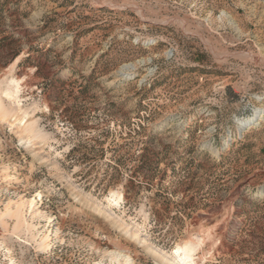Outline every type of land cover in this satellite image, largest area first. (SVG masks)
Here are the masks:
<instances>
[{
	"label": "rangeland",
	"instance_id": "374dc122",
	"mask_svg": "<svg viewBox=\"0 0 264 264\" xmlns=\"http://www.w3.org/2000/svg\"><path fill=\"white\" fill-rule=\"evenodd\" d=\"M187 245L264 264V0H0V264Z\"/></svg>",
	"mask_w": 264,
	"mask_h": 264
},
{
	"label": "bare ground",
	"instance_id": "6f19581e",
	"mask_svg": "<svg viewBox=\"0 0 264 264\" xmlns=\"http://www.w3.org/2000/svg\"><path fill=\"white\" fill-rule=\"evenodd\" d=\"M120 200L121 199L119 200L114 199L111 202L116 205ZM116 225L119 226L120 229H126V226H124L123 224L116 223ZM135 237H137V235ZM142 243L143 245H147L146 241L144 240L142 241ZM42 244L44 245V247H46L45 242H43ZM161 260H162V264H198V261L194 258L192 251L188 249V245L185 248L180 247L174 250L171 256H168V258H162Z\"/></svg>",
	"mask_w": 264,
	"mask_h": 264
},
{
	"label": "trees",
	"instance_id": "16d2710c",
	"mask_svg": "<svg viewBox=\"0 0 264 264\" xmlns=\"http://www.w3.org/2000/svg\"><path fill=\"white\" fill-rule=\"evenodd\" d=\"M142 158L144 159V156Z\"/></svg>",
	"mask_w": 264,
	"mask_h": 264
}]
</instances>
